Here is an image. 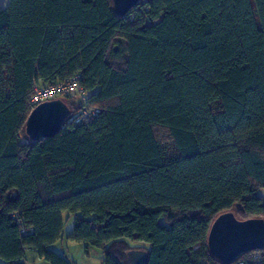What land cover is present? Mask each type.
<instances>
[{"label": "trees", "instance_id": "obj_1", "mask_svg": "<svg viewBox=\"0 0 264 264\" xmlns=\"http://www.w3.org/2000/svg\"><path fill=\"white\" fill-rule=\"evenodd\" d=\"M74 75L85 101L62 98L70 115L96 116L21 141L32 84ZM224 211L264 218V0H141L124 16L111 0H6L3 264L28 250L71 264L50 249L68 214L66 239L103 264H130L124 239L144 243L145 264H222L206 237Z\"/></svg>", "mask_w": 264, "mask_h": 264}, {"label": "water", "instance_id": "obj_2", "mask_svg": "<svg viewBox=\"0 0 264 264\" xmlns=\"http://www.w3.org/2000/svg\"><path fill=\"white\" fill-rule=\"evenodd\" d=\"M141 0H111L113 11L124 16ZM70 113L69 105L62 98L37 104L24 123V135L32 142L48 138L63 127ZM209 254L222 264L236 261L242 254L264 249V218L239 219L233 211H224L212 220L206 237ZM130 264H145L148 252L142 249L127 251Z\"/></svg>", "mask_w": 264, "mask_h": 264}, {"label": "built area", "instance_id": "obj_3", "mask_svg": "<svg viewBox=\"0 0 264 264\" xmlns=\"http://www.w3.org/2000/svg\"><path fill=\"white\" fill-rule=\"evenodd\" d=\"M81 80V75H74L65 81H59L52 84H44L40 81L34 82L32 84L31 94L27 101L30 111L40 102L55 98L67 97L84 102L85 97ZM97 112L98 110L95 108L80 107L72 115L69 113L65 121L67 123L87 122L93 119ZM247 254L248 255L245 258L234 261L236 262L235 264H254L259 263L262 259L261 255L257 251H251Z\"/></svg>", "mask_w": 264, "mask_h": 264}, {"label": "rangeland", "instance_id": "obj_4", "mask_svg": "<svg viewBox=\"0 0 264 264\" xmlns=\"http://www.w3.org/2000/svg\"><path fill=\"white\" fill-rule=\"evenodd\" d=\"M6 0H0V8L5 6ZM80 100H77L75 104L80 103ZM73 104V105H75ZM21 141H29V139L24 135L21 138ZM68 220L64 224L63 236L55 244L50 246V249L55 253L64 256L71 264H103L104 254L102 249L92 247L83 243H77L68 241L66 239V234L69 233L73 227V216L69 215ZM67 214L64 215L66 219ZM127 241V245L131 249H138L137 247L143 246V242L139 241ZM251 252V251H250ZM259 253V251H257ZM260 254V253H259ZM0 264H3V261L0 260ZM25 264H49L43 259H40L33 251H26L25 253Z\"/></svg>", "mask_w": 264, "mask_h": 264}]
</instances>
